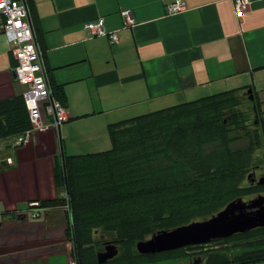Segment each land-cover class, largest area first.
Returning a JSON list of instances; mask_svg holds the SVG:
<instances>
[{
  "label": "crops",
  "instance_id": "crops-1",
  "mask_svg": "<svg viewBox=\"0 0 264 264\" xmlns=\"http://www.w3.org/2000/svg\"><path fill=\"white\" fill-rule=\"evenodd\" d=\"M251 1L239 20L232 0H29L48 80L63 87L70 121L19 149L0 138V163L14 161L0 165V264H73L64 209L35 218L31 205L57 196L60 153L111 149L110 125L235 89L252 90L264 124V0ZM176 2L185 11L169 15ZM101 19L117 45L90 36L87 26ZM16 65L0 33V102L25 92Z\"/></svg>",
  "mask_w": 264,
  "mask_h": 264
},
{
  "label": "trees",
  "instance_id": "trees-1",
  "mask_svg": "<svg viewBox=\"0 0 264 264\" xmlns=\"http://www.w3.org/2000/svg\"><path fill=\"white\" fill-rule=\"evenodd\" d=\"M27 4L31 16L29 0ZM49 82L64 106L63 87ZM251 96L235 89L110 125V150L59 154L53 169L57 196L37 203L36 209H64L76 264H99L101 252L97 257L91 254L93 247L117 249L105 264L166 263L187 257V250L210 247L218 241L154 255H140L136 248L159 232L208 220L232 201L250 197L240 183L251 156L230 149L235 140L230 132L252 114L262 126ZM30 127L23 96L0 102L1 139H13ZM211 144L216 149L205 152ZM188 152L193 154L187 157ZM254 236H264V228L222 241ZM97 237L100 241L93 244ZM246 248L233 258L209 249L207 257L190 259V264H264V240L249 242ZM122 250L124 259L118 256Z\"/></svg>",
  "mask_w": 264,
  "mask_h": 264
},
{
  "label": "built area",
  "instance_id": "built-area-1",
  "mask_svg": "<svg viewBox=\"0 0 264 264\" xmlns=\"http://www.w3.org/2000/svg\"><path fill=\"white\" fill-rule=\"evenodd\" d=\"M236 17L241 20L251 9V0H232ZM185 11V6L176 2L167 7L169 15ZM125 25L132 26L133 19L128 11L123 13ZM91 37L108 36L112 45L119 43L116 33L106 31L101 19L87 26ZM0 33L4 35L16 59L15 76L25 87L24 103L29 114L30 129L15 136L11 146L19 149L27 146L36 133L60 131L61 127L70 121V116L63 104L54 97L50 86L43 52L40 49L36 33L31 21L27 0H0ZM13 158L7 157L0 165L12 167ZM1 167V166H0ZM33 217H37L38 204L31 205Z\"/></svg>",
  "mask_w": 264,
  "mask_h": 264
},
{
  "label": "water",
  "instance_id": "water-1",
  "mask_svg": "<svg viewBox=\"0 0 264 264\" xmlns=\"http://www.w3.org/2000/svg\"><path fill=\"white\" fill-rule=\"evenodd\" d=\"M249 93L252 94V90ZM259 185L264 186V177ZM21 217L27 220L26 215ZM259 228H264V196L249 201L238 198L208 220L159 232L151 239L139 242L136 248L140 255H154L228 239L237 234H248ZM117 253V249L111 246L105 253L98 254L99 264L112 260Z\"/></svg>",
  "mask_w": 264,
  "mask_h": 264
},
{
  "label": "rangeland",
  "instance_id": "rangeland-1",
  "mask_svg": "<svg viewBox=\"0 0 264 264\" xmlns=\"http://www.w3.org/2000/svg\"><path fill=\"white\" fill-rule=\"evenodd\" d=\"M263 129H264V124H263ZM262 129V134L260 130V126H257V123L255 121L254 115H249L247 117V120L242 121L240 124V127H238L237 131H231L230 136H232L235 140L231 142L230 144V149L232 151H242L246 152V154L251 156L250 160V167L249 170L245 173V176H242L241 179V186L245 185L247 188L243 193L247 194V196L250 197H245V201H249L248 199L250 198H256L258 196H264V186H259V185H250L251 183L249 182L248 178L253 172V167L255 168L256 166H259V170L257 171V174L259 175L260 173L264 172V142L261 136L264 133V130ZM234 130V128H232ZM260 139H262L260 142ZM261 143V144H260ZM211 144L210 146L204 147L203 150L209 151L216 149L215 146ZM110 150V149H109ZM108 151V150H106ZM105 152V151H104ZM10 154V151H7L3 156L7 157ZM193 153L188 152L187 157L191 156ZM10 156V155H9ZM258 194V195H257ZM255 196V197H254ZM32 219V217L29 218V220ZM264 240V236H254L249 239H235L229 242H223L222 240H218L217 243L212 244L210 247L206 249H200V248H195V249H190L187 250V257L184 258H178L175 261L171 262H166V263H157V262H151L147 264H190V259L196 260V258L202 257H207V253L209 252V249L212 250H220L221 255H225L226 257H237L241 256L243 253L246 252L247 248L246 245L249 242H255V241H260ZM94 243L96 244L100 241V238H94ZM213 243V242H212ZM92 246V245H91ZM257 246V245H256ZM123 251V250H122ZM106 252V250L102 247L95 249H91V254L95 255L97 257L98 253ZM123 256L121 258H125V253L119 252L118 256ZM119 259V258H118ZM118 260H115V262H110L109 264H124V263H119L116 262ZM76 264V262L74 261ZM73 263V264H74ZM126 264H131L130 262Z\"/></svg>",
  "mask_w": 264,
  "mask_h": 264
},
{
  "label": "flooded vegetation",
  "instance_id": "flooded-vegetation-1",
  "mask_svg": "<svg viewBox=\"0 0 264 264\" xmlns=\"http://www.w3.org/2000/svg\"><path fill=\"white\" fill-rule=\"evenodd\" d=\"M259 169H260L259 166H256L255 168H253V172L250 175V179L248 178L249 182L252 185H259L260 179L264 177V172L263 173H260L259 175L257 174V171ZM251 180H252V182H251Z\"/></svg>",
  "mask_w": 264,
  "mask_h": 264
},
{
  "label": "clouds",
  "instance_id": "clouds-1",
  "mask_svg": "<svg viewBox=\"0 0 264 264\" xmlns=\"http://www.w3.org/2000/svg\"><path fill=\"white\" fill-rule=\"evenodd\" d=\"M13 54V53H12Z\"/></svg>",
  "mask_w": 264,
  "mask_h": 264
}]
</instances>
